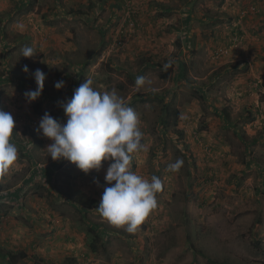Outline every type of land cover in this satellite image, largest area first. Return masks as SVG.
<instances>
[{
	"label": "rangeland",
	"instance_id": "1",
	"mask_svg": "<svg viewBox=\"0 0 264 264\" xmlns=\"http://www.w3.org/2000/svg\"><path fill=\"white\" fill-rule=\"evenodd\" d=\"M86 79L137 113L131 170L163 184L135 233L96 211L110 161L88 174L53 161L37 131L45 113L66 123L61 103ZM0 110L17 148L0 264H264V0H0Z\"/></svg>",
	"mask_w": 264,
	"mask_h": 264
},
{
	"label": "clouds",
	"instance_id": "2",
	"mask_svg": "<svg viewBox=\"0 0 264 264\" xmlns=\"http://www.w3.org/2000/svg\"><path fill=\"white\" fill-rule=\"evenodd\" d=\"M22 57H34L33 48H24ZM23 71L29 72L27 65ZM33 76L37 87L24 94L29 102L39 99L46 80V74L40 69H36ZM144 84L145 77L137 76L136 85ZM91 85L92 81L86 79L70 100L61 103L66 123L45 113L37 131L52 141L46 151L53 161L66 159L85 174L100 171L102 162L110 161L105 175V182L110 186L104 188L96 211L111 225L135 233L157 207L156 194L163 184L157 176L149 180L131 170L133 155L146 150L137 113L125 104L115 89L101 93ZM54 87L62 89L64 81L56 82ZM14 128L13 116L0 110V179L17 160V148L10 142ZM182 165L183 161L177 159L168 170L178 172Z\"/></svg>",
	"mask_w": 264,
	"mask_h": 264
},
{
	"label": "trees",
	"instance_id": "3",
	"mask_svg": "<svg viewBox=\"0 0 264 264\" xmlns=\"http://www.w3.org/2000/svg\"><path fill=\"white\" fill-rule=\"evenodd\" d=\"M169 69L165 72V73H163V78H168L169 77ZM179 113H177V115H178ZM248 114H250V113H248ZM163 122L165 123V124H167V122L168 121H166L165 119L163 120ZM93 230V233L94 232H97L96 230H94V229H92ZM96 238H99L100 237V233L99 232H97L96 234ZM96 243H95V241L94 240H92V243H91V248H92V250H94V251H96V248H97V246L95 245ZM11 256V258H12V260H14V255H10Z\"/></svg>",
	"mask_w": 264,
	"mask_h": 264
}]
</instances>
